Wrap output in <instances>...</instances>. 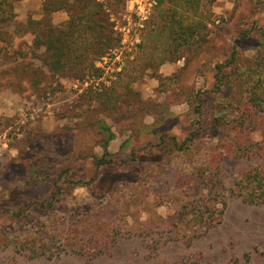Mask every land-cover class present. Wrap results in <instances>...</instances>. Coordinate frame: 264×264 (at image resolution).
Listing matches in <instances>:
<instances>
[{
	"label": "rangeland",
	"instance_id": "rangeland-1",
	"mask_svg": "<svg viewBox=\"0 0 264 264\" xmlns=\"http://www.w3.org/2000/svg\"><path fill=\"white\" fill-rule=\"evenodd\" d=\"M101 1L118 42L102 54L90 53L89 67L50 75L33 55V33H11L10 57L0 65V264H264V203L246 202L231 189L243 167L264 164V151L224 159L218 194V206L226 201L222 218L207 230L195 231L194 218L183 209L189 196L182 186L203 154L196 146L181 152L172 137L181 143L187 134L190 105L184 90L194 87L204 90L200 96L208 131L203 140L219 144L232 139L233 127H221L215 118L229 112L235 101H244L247 85L212 91V64L223 62L224 74L231 71L225 62L235 45L234 67L255 59L263 40L264 0L202 2L201 35L193 46L174 52L169 50L179 42L165 24L176 8L181 10L178 2ZM15 11L22 27L29 17H44L42 0H19ZM69 18L65 10L51 15L57 26H66ZM101 119L116 135L111 152L127 138L137 146L134 166H101L92 190L65 186L54 208L36 209L33 204L30 215L12 217L10 210L45 198L54 189L49 183L25 182L30 162H36L43 175L65 170L74 180L95 175L90 156L102 154L100 143L107 136L98 132ZM253 137L259 140L262 134ZM148 140L159 145L147 149ZM39 225L59 240L53 257L30 256L16 247L20 236ZM76 225L86 246L96 231L100 251L90 247L82 254L65 245Z\"/></svg>",
	"mask_w": 264,
	"mask_h": 264
},
{
	"label": "trees",
	"instance_id": "trees-1",
	"mask_svg": "<svg viewBox=\"0 0 264 264\" xmlns=\"http://www.w3.org/2000/svg\"><path fill=\"white\" fill-rule=\"evenodd\" d=\"M19 0H0V65L1 60L10 57L7 47L13 43L15 36L13 31L19 29V34L31 31L34 35L32 40L33 55L38 57L45 65L50 75L64 73L74 66H90L92 59L90 53L102 54L113 47L118 38L114 35L112 24L105 11V1L101 0H42L44 17L35 19L29 17L27 26L22 27L16 21L15 4ZM162 2L163 0H159ZM177 3L181 10L176 8L172 16L165 24L168 25L176 47L170 49L185 50L195 43L200 33L202 23L198 17V10L202 2L214 0H167ZM65 10L69 14V21L66 26H57L53 23L51 15L55 11ZM191 12V13H190ZM162 29V27H161ZM156 28H151L152 32ZM263 32V30H261ZM261 32V35H262ZM248 36V30L244 32ZM144 41V40H143ZM259 52L255 59L249 61L247 66L234 64L238 63L237 45L233 46L226 57V66L231 69L224 74V63L214 62L212 68L214 73V86L211 90H221L225 87L238 88L241 84L247 85V94L243 102L235 101L229 112L215 118L217 125L233 127L232 139H221L219 144H213L203 140L204 134L208 131L206 109L203 98L200 96L203 89L184 90L185 100L190 105L185 113L188 130L181 143H178L176 136H172L176 147L181 152H186L192 147L202 151V158L193 164L186 173V184L182 188L188 193L189 200L183 205L184 210H189L195 220V231L198 227L205 230L220 222L224 213L226 201L222 200V207L219 190L223 188L222 162L226 157L260 156L264 151V33L263 40L259 45ZM170 47V45H169ZM37 49H42L38 52ZM175 49V50H174ZM17 59V57H14ZM164 60L161 61L162 64ZM236 100V97L232 95ZM231 126H228L232 121ZM98 132H105L107 136L101 141L102 154H93L90 161L95 165L97 171L89 179H69L68 171H52L44 175L40 172V166L36 162H30L31 173L25 180L29 185L42 186L52 184L54 189L47 197L33 198L17 210H10L12 217H23L31 214V207L36 204L39 208H54L55 203H60L64 197L65 186L81 185L87 186L90 190L95 185L99 176L98 169L104 165L129 164L134 166L137 161V146L130 145L131 139H125L118 151L111 152L110 142L116 137L112 128L101 119L98 125ZM259 132L261 139H254L253 134ZM164 135H161L163 137ZM208 143V144H205ZM158 142L148 140L147 149L155 148ZM232 191L243 197L246 202L264 203V164H247L240 173L234 177L231 187ZM30 213V214H29ZM36 223V222H35ZM34 224V223H33ZM29 230L17 240V249L26 252L30 256L45 255L53 257L57 252L58 238L47 236L48 231L43 230L40 225ZM72 236L65 245L73 250L86 254L88 249L100 251L101 240L96 238V231L89 241V246L81 242L78 225L74 226ZM90 232V231H89ZM91 233V232H90ZM201 232H196L199 235ZM85 241V238H83Z\"/></svg>",
	"mask_w": 264,
	"mask_h": 264
},
{
	"label": "built area",
	"instance_id": "built-area-1",
	"mask_svg": "<svg viewBox=\"0 0 264 264\" xmlns=\"http://www.w3.org/2000/svg\"><path fill=\"white\" fill-rule=\"evenodd\" d=\"M154 1H155V0H154ZM135 13H136V14H139L137 9L135 10ZM120 30L122 31V30H123V28H122V27H120Z\"/></svg>",
	"mask_w": 264,
	"mask_h": 264
},
{
	"label": "crops",
	"instance_id": "crops-1",
	"mask_svg": "<svg viewBox=\"0 0 264 264\" xmlns=\"http://www.w3.org/2000/svg\"><path fill=\"white\" fill-rule=\"evenodd\" d=\"M55 12H56V11H55ZM55 12H53L52 15L55 14Z\"/></svg>",
	"mask_w": 264,
	"mask_h": 264
}]
</instances>
